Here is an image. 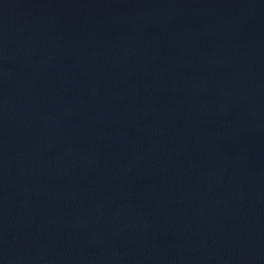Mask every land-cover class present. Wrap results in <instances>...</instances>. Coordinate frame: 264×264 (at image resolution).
Masks as SVG:
<instances>
[{"label":"water","instance_id":"95a60500","mask_svg":"<svg viewBox=\"0 0 264 264\" xmlns=\"http://www.w3.org/2000/svg\"><path fill=\"white\" fill-rule=\"evenodd\" d=\"M0 264H264V0H0Z\"/></svg>","mask_w":264,"mask_h":264}]
</instances>
